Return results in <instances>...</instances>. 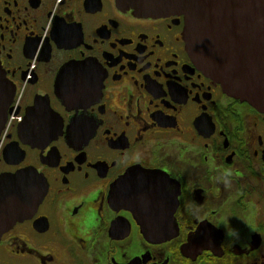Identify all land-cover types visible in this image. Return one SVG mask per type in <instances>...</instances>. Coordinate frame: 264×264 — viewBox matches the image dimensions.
I'll use <instances>...</instances> for the list:
<instances>
[{
	"label": "flooded vegetation",
	"instance_id": "af4514ba",
	"mask_svg": "<svg viewBox=\"0 0 264 264\" xmlns=\"http://www.w3.org/2000/svg\"><path fill=\"white\" fill-rule=\"evenodd\" d=\"M181 1L0 0V175L48 187L0 264H264V110L195 59Z\"/></svg>",
	"mask_w": 264,
	"mask_h": 264
},
{
	"label": "water",
	"instance_id": "95a60500",
	"mask_svg": "<svg viewBox=\"0 0 264 264\" xmlns=\"http://www.w3.org/2000/svg\"><path fill=\"white\" fill-rule=\"evenodd\" d=\"M148 1L150 9L161 7L154 4L160 0ZM181 5L188 9L185 40L202 68L230 96L264 110V0H184ZM14 97V86L0 66V138ZM39 106L29 111V119L39 113ZM3 156L7 158L6 151ZM47 189L34 168L0 175V230L32 215ZM169 234L163 230L148 235L167 238Z\"/></svg>",
	"mask_w": 264,
	"mask_h": 264
},
{
	"label": "built area",
	"instance_id": "2783aa9c",
	"mask_svg": "<svg viewBox=\"0 0 264 264\" xmlns=\"http://www.w3.org/2000/svg\"><path fill=\"white\" fill-rule=\"evenodd\" d=\"M20 120V117L16 116V114H13L8 122L9 126L11 125V123H16ZM1 143V142H0Z\"/></svg>",
	"mask_w": 264,
	"mask_h": 264
}]
</instances>
